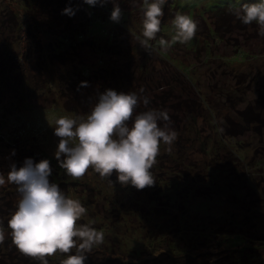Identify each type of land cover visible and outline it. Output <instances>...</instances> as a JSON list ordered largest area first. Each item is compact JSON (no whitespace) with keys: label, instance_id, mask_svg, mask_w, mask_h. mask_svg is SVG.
<instances>
[{"label":"rangeland","instance_id":"1","mask_svg":"<svg viewBox=\"0 0 264 264\" xmlns=\"http://www.w3.org/2000/svg\"><path fill=\"white\" fill-rule=\"evenodd\" d=\"M28 1L34 4L31 17L44 23L41 33L49 29L51 23L46 19L50 16L61 15L65 23V15L69 17L61 12L66 5L60 9L55 0H51L53 6L46 0ZM118 2L122 9L120 20H111L106 10L103 16L92 19L88 27L90 37L87 34L84 37L86 46L77 47L82 56L78 59L95 65L106 52L107 42L116 40L103 55L105 62L115 64L120 77L116 80L121 86L116 90L135 91L140 100L142 91L152 100H160L163 94L167 96L171 92V96L174 92L191 95L201 108L195 121L202 136L195 138L193 134L183 133L181 146H174L176 139L171 145L161 142L155 164L165 168L168 175L152 171L156 182L142 189L131 184L121 185L115 172L110 178L101 177L91 168L81 177L66 175L57 158L49 154L55 153L59 140L53 132L55 119L73 115L66 107L72 106L77 97L83 99L84 96L72 89L71 75L59 80L53 75L59 61L53 59L49 69L40 66L39 61L45 59L46 52L43 53L41 46L25 31L28 26L24 0H0V42L3 45L0 62L6 64V49L10 53L9 47L15 48L28 77L40 72L45 82L53 78L51 89L58 95L53 98L54 92L49 89L42 92L38 84L31 83L36 90L34 100L29 98L33 106L24 102L20 113L14 112L10 118H7L9 111L0 106V121H6L2 129L5 139L14 131L21 137V129L34 136L38 152L48 160L55 159V165L50 164V181L57 182L66 195L86 206L82 222L91 219L96 228L103 229V242L92 248L85 264H142L160 252H167L171 257L190 256L189 262L195 264H264V174H261L264 172V35L259 34V26L255 22L241 23L235 15V0L167 1L161 30L153 40V45L166 54L167 61L155 49L140 44L142 0ZM106 4L113 7L112 0ZM11 11L19 14L20 23L7 17L6 13ZM87 11L95 14L94 7ZM177 11L188 13L198 21L196 34L186 43L176 42L162 49L157 38L170 39L171 21ZM20 24L22 30L17 28ZM64 69L62 66L61 70ZM107 81V77L102 79L98 87L101 92L109 88H105ZM9 84L16 81L9 79ZM92 88L90 95L94 94ZM2 91L7 100L18 96L8 85ZM41 97L48 98L49 102L58 101L38 107ZM141 105L143 107L144 103ZM247 106L253 108L251 116L259 114L260 121L256 123L259 129L255 124L244 127L239 112ZM83 113L77 111L79 116ZM186 124L190 125L187 121ZM201 143L207 144L203 152L199 149ZM169 147L176 152L181 149L182 159L169 156ZM196 147L199 153H194ZM11 152L3 148L0 153V170L5 173L14 155L22 162L26 157L35 161L28 151L24 154L15 151L14 155ZM168 177L171 178L168 180ZM211 186L219 187L220 193L208 196L207 191L213 192L209 190ZM7 196L14 199L12 195ZM8 213L0 214V225L5 226V239L0 242V264H41L40 258L23 255L12 242L4 221ZM173 216L180 225L177 222L170 230ZM225 236L235 245L227 244ZM244 254L253 256L241 263L235 260L236 256L241 258ZM64 255L57 252L46 259L48 264H61Z\"/></svg>","mask_w":264,"mask_h":264},{"label":"clouds","instance_id":"2","mask_svg":"<svg viewBox=\"0 0 264 264\" xmlns=\"http://www.w3.org/2000/svg\"><path fill=\"white\" fill-rule=\"evenodd\" d=\"M92 6L105 0H84ZM110 19L119 21L122 9L112 0ZM167 0H142V38L140 44L150 47L161 30V18ZM235 15L243 24L255 22L259 34L264 35V0H235ZM78 6L68 5L62 14L73 16ZM170 39L159 38L162 49L176 42L186 43L195 36L198 21L188 13L177 11L171 21ZM81 81L80 86H87ZM140 97L135 91L107 88L84 116L61 115L55 119L54 134L59 137L55 157L71 177H81L91 168L101 177L116 173L121 185L131 184L137 189L156 181L151 171L160 151L161 142L171 145L177 137L174 128L159 126L158 121L170 119L166 109H148L133 115ZM147 104V97L143 98ZM12 155L15 149H12ZM63 157V158H61ZM47 158L38 162L26 157L20 166L15 162L5 173L0 170V185L14 183L21 194L17 206L7 220L12 242L25 255L38 257L48 264L46 257L57 252L65 254L61 264H85L88 253L104 240L103 229L89 219L82 222L86 206L68 196L55 181ZM111 182V181H110ZM5 239V226L0 225V242Z\"/></svg>","mask_w":264,"mask_h":264},{"label":"trees","instance_id":"3","mask_svg":"<svg viewBox=\"0 0 264 264\" xmlns=\"http://www.w3.org/2000/svg\"><path fill=\"white\" fill-rule=\"evenodd\" d=\"M15 1V0H13ZM57 1V5L60 9H62L65 5H72V6H78L77 11L73 16L67 17L65 15V21H63L61 15L60 16H54V17H49L46 19L48 23H51L49 26V29L47 30H42V33L40 32V28L44 27V23L41 24L40 22H36L32 17L31 14L33 15L34 13V4H31L28 0H24V16L26 17V22L28 29L25 31H28V34L31 35V37L34 38V43L38 44L41 46L43 53L46 52V56L44 60H40L39 64L40 66L44 68H51L52 67V61L53 59L56 61H59L60 64L58 67L54 68V74L56 75V78L62 79L65 78L68 75H71L72 82H73V87L72 89L78 93L81 92V97L83 99H80L77 97V101L72 105L66 107V110L69 111L73 116H79L77 115V111L82 110L84 113H89L92 106L97 102L99 93H102L100 87L102 85L101 81L103 78L107 77L108 81L105 86L109 88H113L116 90L117 86H121L117 82V78H120L115 64L113 62H105L103 59V55L107 54L109 52L108 48L113 47L114 42L116 40H111L110 42H107L106 46V52L102 54L101 59L96 62L95 65H90L89 62L85 63L83 60H79L78 58L82 59V56L80 53L77 52V47L81 46H86V43L84 42V37L86 34L88 35V27L92 21V19L96 18L97 16H103V12L106 10L107 13H110L112 10V6H108L106 4L105 0L104 4H97V5H88L84 3V0H55ZM168 2L170 0H167ZM46 3L49 6H53L51 0H46ZM95 9V14L92 12H88L87 9L93 8ZM112 7V8H111ZM15 11V10H13ZM54 11V9H52ZM62 12V11H61ZM7 17L10 20H16L18 23L21 22V19L19 17V14L17 12H8L6 13ZM34 16V15H33ZM73 20H72V18ZM80 21L79 24L76 22ZM3 25L4 22L2 21ZM77 26V30L75 31V26ZM19 30H22L21 24L17 26ZM214 32V29H213ZM2 32L0 31V35ZM89 36V35H88ZM90 37V36H89ZM113 39V37H112ZM156 39V38H154ZM153 39V40H154ZM159 39V38H157ZM153 40L150 41V47L151 49H155L162 57H166V54L163 53V51H159V47L153 45ZM76 42H80L77 44ZM3 45L0 42V50L2 49ZM10 48V53L6 49V64L0 62V106H2L3 109L9 111V114L7 118L12 117V114L14 112L20 113V108L24 105V102H27L30 106H33V104L30 103L29 98L34 100V93H35V87L32 86V84H38L39 88L41 89L42 92L45 91V89H49L52 92H54L51 89V83H54L53 78L47 79L45 82L43 79H41V73L37 72L36 74H32L28 77V75L25 73V69L21 67V62L20 58L17 54V50L13 47ZM45 51V52H44ZM101 53V50H100ZM27 55V53H25ZM166 59V58H165ZM167 60V59H166ZM18 61V62H16ZM168 61V60H167ZM171 63V62H170ZM64 66L65 69L61 70V67ZM185 67V66H184ZM189 69V68H188ZM43 71V69H41ZM180 71V70H179ZM183 73L182 71H180ZM127 74V73H126ZM184 74V73H183ZM7 75H9L7 77ZM185 75V74H184ZM23 76H25V79L23 81ZM129 76V75H128ZM186 76V75H185ZM7 77V78H6ZM75 77V78H73ZM187 77V76H186ZM9 79L13 82L16 81V84H9ZM88 81L87 86H80L81 81ZM26 81V83H24ZM32 83V84H31ZM9 86L13 88L18 96L12 97L11 99L7 100L4 92L2 89L6 86ZM90 87L92 88V91L94 94L90 95ZM104 90V89H103ZM106 90V89H105ZM56 92L52 93L53 98L55 96H58L55 94ZM172 93V92H171ZM171 93L168 94L167 96L163 94L162 99L160 100H152L150 96L148 97L145 91H142L141 94V100L138 103L136 109L134 110L133 115H135L137 112L145 111L148 109H166L168 111V115L170 119L168 121H158L159 126H168L171 128H174L177 132V137L176 141L174 142V146H181L180 144V138H182L183 133L188 134H193L194 137L196 138L197 136H200L203 132H200L198 128H196V117L199 116L200 112V105L198 101L195 99H192L193 97L191 95H182L180 93L174 92V94L171 96ZM33 96V97H31ZM147 97L148 103L144 104L143 107H141V102H143V98ZM58 101L57 99L55 102ZM49 102L48 98H45L44 100L41 97V101L39 102L38 107H47L45 106V103ZM54 101H50L49 106L53 104ZM54 102V103H55ZM259 99H257V107H259ZM263 109V108H262ZM253 110L252 106H247L243 110L239 112L240 117L244 121V127L248 128L251 125L258 126L256 128H260L257 122L260 121L259 119V114L256 113L251 116V111ZM261 111V110H260ZM83 113V115H84ZM82 115V116H83ZM17 116V115H16ZM186 121L190 124L189 126L186 124ZM6 126V121H0V153L3 148H6L8 150L15 149V151L18 154H24L25 152H29L33 157H35V161L38 162L41 159H44L42 154L38 152V144L36 143V138L34 136H29L27 133L23 131V129L19 130V135L21 137L17 136V132L14 131L9 138L6 140V136L3 135L2 129ZM236 133V132H234ZM202 136V135H201ZM200 150L201 152L205 151L207 148L206 143H201L200 144ZM173 148V146H172ZM195 152L194 153H199L198 147L194 148ZM181 149H177V152L170 147L167 150V153L169 156H176L177 158L182 159V153L180 152ZM33 151V153H32ZM194 150H192L193 152ZM51 156H55L51 152L49 153ZM18 155H14L11 157V162H9L6 166H9L11 163L15 162L17 166H20L23 162L21 159L17 157ZM53 158V157H52ZM48 159V158H47ZM38 160V161H37ZM54 158L50 161L51 165L54 164ZM1 161V160H0ZM155 164V163H154ZM264 164V163H263ZM156 165V164H155ZM151 171L153 172H162L165 173V168H163L160 164L156 165V168L154 165L151 168ZM261 174H264L261 173ZM168 175V174H166ZM179 175V174H178ZM249 176V174H247ZM191 177V176H190ZM171 177H168V180ZM14 183H9L6 182L4 185H2V188L0 190L1 195H0V214H5L8 213L5 217V222H7L8 218L14 211L15 207L17 206V202L20 199L19 192L17 191V186ZM219 187L211 186L209 187V192L210 195L208 196H213L214 194L220 193V190L218 189ZM132 190V189H131ZM206 192V191H205ZM204 192V194H205ZM218 192V193H217ZM12 195L13 200L9 198L7 195ZM200 194V192L197 193V196ZM225 199L227 195H225ZM7 197V198H6ZM9 198V199H8ZM254 199V198H253ZM251 199V201L253 200ZM248 201V200H247ZM167 205H169V202H166ZM169 207V206H167ZM170 208V207H169ZM232 214V213H231ZM230 214V216H231ZM168 216V215H167ZM170 216V215H169ZM229 216V217H230ZM228 217V221H230ZM174 220L171 221V229L172 230L177 222L180 225V222L176 217H171ZM1 220V218H0ZM162 225V223H161ZM170 226V224H169ZM172 232V231H171ZM264 239V238H263ZM225 242L227 244H231L228 239H226L225 236ZM232 245H235V243H232ZM171 249H173V246H169ZM242 251V250H241ZM175 252V251H173ZM24 255V254H23ZM177 255V254H175ZM167 257V261L164 260L163 257ZM253 255L249 254H244V257H239L236 256L235 260L240 261V263L244 261H248ZM190 256H184L183 258L181 257H176L173 256L171 257L167 252H160L158 255L150 258V259H145L142 264H181V261L184 264H195L192 262H189ZM25 261V260H24ZM2 264H4L2 262ZM139 264V263H135Z\"/></svg>","mask_w":264,"mask_h":264}]
</instances>
